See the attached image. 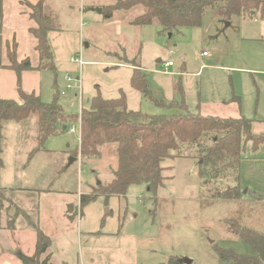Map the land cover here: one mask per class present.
<instances>
[{
    "label": "rangeland",
    "instance_id": "1",
    "mask_svg": "<svg viewBox=\"0 0 264 264\" xmlns=\"http://www.w3.org/2000/svg\"><path fill=\"white\" fill-rule=\"evenodd\" d=\"M111 1H45L54 19L49 43L55 69L23 71V91L36 93L45 103L58 92L57 102L69 114L87 108L98 94L111 99L124 93L128 109L147 114L178 112L168 104L183 102L189 111L203 115L235 118L240 114L252 120V135H264V16L226 18L220 7L208 8L199 26L180 28L169 36L160 33L157 25H131L129 21L140 9L103 19L101 9ZM136 54L152 98L164 105L131 87L133 66L118 63V58ZM73 57L83 63L72 61ZM166 61L173 65L164 68ZM16 79L14 71L0 67L1 97L19 101ZM77 125L68 124L63 132L48 137L45 149L32 152V158L34 118L4 125L2 186L39 194V218L34 220L50 238L47 250L35 256L37 262L49 252L52 264H167L182 258L191 259V264H221L213 245L249 252L230 230L229 221L240 216L238 224L264 233L261 201L244 195L236 201L211 196L191 158L198 150L195 145H182L163 160L168 178L156 193L151 194L144 184H134L124 195H98L80 211L79 195L113 178L116 157L114 147L107 146L101 158L81 166L74 153L79 144ZM244 145L242 160L264 158V143L257 152L251 150L255 143L247 138ZM240 181L241 187L264 200L260 191ZM212 182L223 184L222 180ZM252 182L264 192V181L255 178ZM8 207L2 200L1 212L9 214ZM33 233L25 232L19 240L16 235L5 236L13 243L2 244L0 250L9 248L18 254L20 249H29Z\"/></svg>",
    "mask_w": 264,
    "mask_h": 264
},
{
    "label": "trees",
    "instance_id": "2",
    "mask_svg": "<svg viewBox=\"0 0 264 264\" xmlns=\"http://www.w3.org/2000/svg\"><path fill=\"white\" fill-rule=\"evenodd\" d=\"M21 2L30 9L29 16L36 24L29 28V32L36 39L35 49L39 61L36 66H32L28 57L18 60L15 43L6 46L8 64L3 67L16 73L19 101L0 96V172L4 164L2 140L5 123L21 124L33 117L36 127L35 147L30 154L44 150V142L48 137L59 131L63 132L64 125L67 127L68 124L75 123L79 124V144L74 153L79 156L81 166L90 160L101 158L103 149L107 146L114 147L116 167L113 178L109 182H99L90 193H81L80 211L96 196L124 195L128 187L134 184H144L151 194L156 193L168 178L164 174L166 167L162 165L163 160L172 157L173 152H179L182 145L197 147L196 154L191 158L195 159L197 175L212 197L236 201L243 195L250 196L261 201L264 207L261 196L247 187H241L240 181L245 138L255 143L251 149L254 152L264 143V135L251 134V119L194 113L183 102L168 104L178 112L147 114L128 109L124 93L111 99L95 95L87 108L81 107L78 113L69 114L58 104V92L53 101L45 103L36 93L23 91L20 77L23 71L55 69L49 43V33L55 26L45 0H39L35 4L28 0ZM216 7H220L226 18L241 14L256 16L257 13L264 16V0H112L102 7L101 15L103 19H110L119 12L125 14L140 9L129 21L131 25H157L160 33L172 36L180 28L199 26L204 11ZM126 55L122 59L118 58V63L133 66L131 87L154 100L147 87V74L137 62L138 55L129 58ZM154 102L164 105L163 102ZM207 137L210 139L209 143L204 141ZM228 178L230 183L227 182ZM214 180H222L223 184L212 185ZM2 200L0 191V204ZM234 219L228 222V226L248 247L249 252L240 253L232 247L213 245L220 263L264 264V233L238 224L240 216ZM14 220L15 217H12L8 221L9 229H13ZM35 232V255H39L50 246V238L37 226ZM35 264L51 263L47 257ZM167 264L184 263L172 259Z\"/></svg>",
    "mask_w": 264,
    "mask_h": 264
},
{
    "label": "crops",
    "instance_id": "3",
    "mask_svg": "<svg viewBox=\"0 0 264 264\" xmlns=\"http://www.w3.org/2000/svg\"><path fill=\"white\" fill-rule=\"evenodd\" d=\"M38 1L39 0H28L31 4H35ZM0 10V67L8 64L6 46L7 44L11 45L12 42L16 45L17 59L21 60L28 57L32 66H36L39 61L38 52L35 49L36 39L29 32V28L35 27L36 24L29 16L30 9L23 4L21 0H0ZM82 11H84V9H82ZM238 116L241 115L238 114L237 117ZM77 126L79 127V125ZM66 128L67 127H65L64 130ZM2 170L0 172V191L3 196V200L8 202L11 208L8 207L9 214L6 215L1 212L3 209L2 204H0V246L3 244L4 246L9 247L11 243H13L7 242L8 239L5 240V236V238L10 239V237L16 235L17 240H19V235L25 232L34 233L32 244L28 247L29 249H20L18 254H14L9 248H6V250H0V264H24L22 261L23 258L33 260L35 264L37 259L35 257V227L37 226V222L34 219L39 218V194L31 189H23L19 187L6 188L2 186ZM253 177L260 181H264V158L254 159V157L251 156L248 159L244 158L241 162L242 181L250 184L264 195V192L261 191L260 187L256 186V184L252 182V180L255 179ZM14 209H16V211H14ZM73 210L74 206H72V211ZM16 212L19 214H16ZM12 217H15L13 229H9L8 221ZM47 257L49 262L51 260V253L48 252L44 258Z\"/></svg>",
    "mask_w": 264,
    "mask_h": 264
},
{
    "label": "water",
    "instance_id": "4",
    "mask_svg": "<svg viewBox=\"0 0 264 264\" xmlns=\"http://www.w3.org/2000/svg\"><path fill=\"white\" fill-rule=\"evenodd\" d=\"M99 11H100V9H98V12H99ZM84 46L87 47V43H85ZM158 61H159V60H158ZM53 86H54L55 88L57 87V84H56V81H55V80H54ZM65 127H66V126L64 125V126H63V129H64ZM72 161H74V158H71L70 162H72ZM97 183H99V182H97ZM71 211H72V206L70 205V206H69V212H71ZM22 261H23L24 264H34V261L31 260V259H29V258H23ZM180 261H181L182 263H184V264H191V263H192V260L189 259V258H182Z\"/></svg>",
    "mask_w": 264,
    "mask_h": 264
},
{
    "label": "built area",
    "instance_id": "5",
    "mask_svg": "<svg viewBox=\"0 0 264 264\" xmlns=\"http://www.w3.org/2000/svg\"><path fill=\"white\" fill-rule=\"evenodd\" d=\"M204 54L205 53H203V55ZM71 60L72 61H78L79 64H82L83 63V60H81V58L76 59V58L73 57V58H71ZM163 65H164V68H167L169 66H172L173 65V62L172 61H166V62L163 63ZM66 79H67V81H70V78L69 77H66ZM66 89H69V85L67 86ZM65 92H66V90L61 91L62 94H64ZM69 130L73 132L74 131V127L72 126Z\"/></svg>",
    "mask_w": 264,
    "mask_h": 264
}]
</instances>
